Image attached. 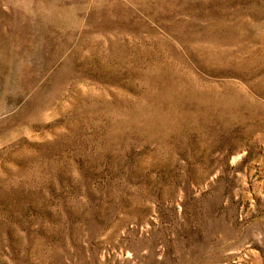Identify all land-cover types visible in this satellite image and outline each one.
<instances>
[{
  "label": "rangeland",
  "instance_id": "rangeland-1",
  "mask_svg": "<svg viewBox=\"0 0 264 264\" xmlns=\"http://www.w3.org/2000/svg\"><path fill=\"white\" fill-rule=\"evenodd\" d=\"M0 264H264V0H0Z\"/></svg>",
  "mask_w": 264,
  "mask_h": 264
}]
</instances>
